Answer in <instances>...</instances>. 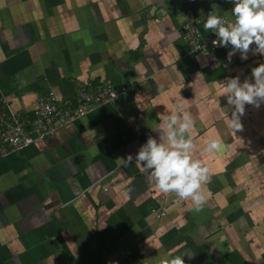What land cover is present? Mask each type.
<instances>
[{"label":"crops","instance_id":"0c3cea01","mask_svg":"<svg viewBox=\"0 0 264 264\" xmlns=\"http://www.w3.org/2000/svg\"><path fill=\"white\" fill-rule=\"evenodd\" d=\"M231 0H0V113L32 117L48 90L132 84L50 138L0 159V264H264V102L242 127L221 89L264 63L230 47L190 53L182 25ZM204 22L198 24L202 33ZM254 47V46H253ZM188 112L203 206L163 193L135 157L171 112ZM188 133H186V136ZM223 150L208 153L212 139ZM167 207L163 218L151 212Z\"/></svg>","mask_w":264,"mask_h":264},{"label":"clouds","instance_id":"9594fccd","mask_svg":"<svg viewBox=\"0 0 264 264\" xmlns=\"http://www.w3.org/2000/svg\"><path fill=\"white\" fill-rule=\"evenodd\" d=\"M231 2L235 19L226 21L211 11L204 22V29L216 34L217 44L221 47L231 46L229 59L237 52L242 59H247L250 50L264 54V0ZM221 92L226 96L228 106H232L229 127L240 129L246 105L259 107L264 102V63L253 67L251 77L243 81L239 75L227 78ZM179 107L177 105V111L171 112L158 127L153 128L158 137L150 136L135 157L129 155L125 160L143 164V171L155 178L161 192L175 193L182 199L191 198L199 210L205 202L201 185L208 179L210 170L200 159L193 158L195 145L189 130L195 122L190 113L180 112ZM223 147V141L216 138L208 142L205 151L214 154ZM164 264H186V261L183 256L176 255Z\"/></svg>","mask_w":264,"mask_h":264},{"label":"built area","instance_id":"2783aa9c","mask_svg":"<svg viewBox=\"0 0 264 264\" xmlns=\"http://www.w3.org/2000/svg\"><path fill=\"white\" fill-rule=\"evenodd\" d=\"M195 17L192 21L182 25V38L187 43L190 53H203L216 50L217 36L211 30L202 33L198 24L206 21L208 13ZM218 15L229 21L223 13ZM132 84H114L105 80L97 84L89 82L75 83L72 96H62L53 90H48L37 97L36 107L32 117H24L20 113L1 111L0 113V159L23 151L32 143L53 137L57 131L94 111L103 104L116 103L134 89ZM167 207L154 206L151 212L160 219L166 215Z\"/></svg>","mask_w":264,"mask_h":264}]
</instances>
